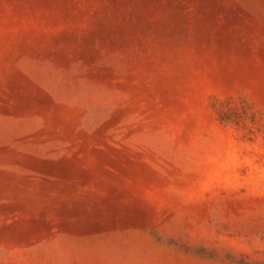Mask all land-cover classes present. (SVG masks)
Returning <instances> with one entry per match:
<instances>
[{"label": "rangeland", "instance_id": "1", "mask_svg": "<svg viewBox=\"0 0 264 264\" xmlns=\"http://www.w3.org/2000/svg\"><path fill=\"white\" fill-rule=\"evenodd\" d=\"M0 264H264V0H0Z\"/></svg>", "mask_w": 264, "mask_h": 264}]
</instances>
